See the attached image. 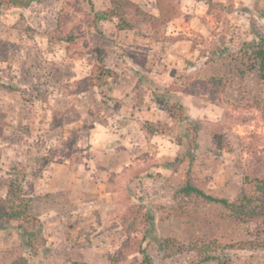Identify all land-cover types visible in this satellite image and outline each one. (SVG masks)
<instances>
[{
  "label": "rangeland",
  "instance_id": "obj_1",
  "mask_svg": "<svg viewBox=\"0 0 264 264\" xmlns=\"http://www.w3.org/2000/svg\"><path fill=\"white\" fill-rule=\"evenodd\" d=\"M92 1L95 10L110 6ZM133 1L157 12L155 0ZM214 1L220 16L202 0H180V16L163 40L147 29L117 30L116 19L96 30L87 0L0 2V198L11 177L22 178L12 167H23L22 194L32 197L36 217L0 229V264H138V247L153 264H189L195 257L196 264L264 262V248L228 247L252 235L225 205L178 192L190 171L206 193L234 201L247 150L264 156V82L246 68L245 52L255 30L264 33V0ZM60 14L68 15L75 45L49 40ZM99 60L113 77L72 93ZM212 76L225 82L223 95L198 90ZM172 103L182 107L176 115ZM54 111L62 112L59 125ZM212 122L227 130L231 151L216 152ZM189 124L197 126L192 144ZM70 137L68 147L63 141ZM138 203L152 220L127 235L134 219L124 224L123 215ZM164 239L169 246L159 247ZM201 244H210L212 259L197 256Z\"/></svg>",
  "mask_w": 264,
  "mask_h": 264
},
{
  "label": "trees",
  "instance_id": "obj_2",
  "mask_svg": "<svg viewBox=\"0 0 264 264\" xmlns=\"http://www.w3.org/2000/svg\"><path fill=\"white\" fill-rule=\"evenodd\" d=\"M3 0H0V2ZM43 0H6L9 4L16 7H28L32 3L41 2ZM89 4V10L92 13L90 26L98 31L99 23L104 20L116 19L114 24L117 30L126 31H141L147 29L150 35L156 40H163L166 38V28L168 24L175 18L180 16L181 7L180 0H155L156 13L148 12L143 9L133 0H109L110 6L105 10H95L92 0H87ZM207 4L208 12L217 14L220 10V3L214 0H202ZM220 16V14H217ZM68 15L60 14L57 18V24L54 30L50 33L49 40L52 42H65L67 44H76V35L72 29L67 27ZM255 40L245 43L246 52V68L248 70L255 71L259 79L264 82V33L255 30ZM114 71L111 70L103 61H97L91 68L90 74L77 80L76 87L72 89V93L78 94L84 91H88L94 87H103L108 83L109 78H112ZM198 90L207 91L216 95H223L225 92V82L222 78L212 76L204 80H200L197 83ZM181 89L183 87H174L173 90ZM170 114L176 115L177 110H182L181 105L172 103L169 105ZM61 111H54L53 121L56 125L60 124ZM5 121L0 116V137L3 134ZM188 141L192 144L196 140L197 126L196 124L187 125ZM208 131L212 144L216 152L231 151L233 146L229 138V134L225 127L220 123H210ZM157 133L156 130L150 131L148 137H151ZM74 143L72 137L63 141V144L70 147ZM249 158L246 164V168L243 174V187L241 194L234 200L230 201L227 198H219L206 193L198 183H195L191 176L190 171L186 172V177L183 184L178 189V192L184 196H197L202 197L208 201L221 202L231 212V216L234 220L241 221L247 226H250V233L252 238L245 241H239L236 243L228 244V247L238 248H264V156L258 155L254 150L248 149ZM68 154V153H67ZM177 159V158H176ZM24 168L12 167L14 174L17 172L22 174V178L19 176L11 177L8 184V192L5 198H0V229L6 224L13 221H19L20 226L22 223H34L35 216L31 215L32 210V197H27L22 194V179L24 176ZM12 173V172H11ZM142 216L139 217L138 214ZM133 217V221L127 225V235L129 230L135 229V226H146L152 220V214L150 210L141 203H138L135 207H130L123 215L124 224L128 219V216ZM28 230L26 229V232ZM31 235L30 233H27ZM28 235V236H29ZM216 241H213L215 243ZM169 246V240L164 239L159 247ZM210 244H201L196 247L197 256H200L202 260L212 259V254H207V250ZM138 252L141 255V260L138 264H153L152 258L149 255L146 248L138 247ZM198 257L189 261V264H196ZM10 264H21L18 261ZM72 264H89L83 261H76ZM264 264V262L262 263Z\"/></svg>",
  "mask_w": 264,
  "mask_h": 264
}]
</instances>
